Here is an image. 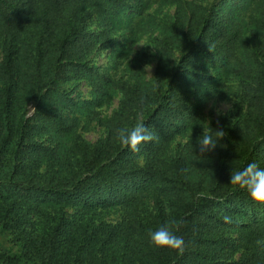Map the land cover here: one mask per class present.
<instances>
[{
    "label": "trees",
    "instance_id": "16d2710c",
    "mask_svg": "<svg viewBox=\"0 0 264 264\" xmlns=\"http://www.w3.org/2000/svg\"><path fill=\"white\" fill-rule=\"evenodd\" d=\"M158 2L174 14L146 15ZM125 19L126 42L160 33L152 80L137 60L125 80L93 61ZM0 50V264H264V205L230 184L264 168V0H0ZM82 82L91 100L73 97ZM216 93L236 96L219 120L202 111ZM138 119L157 139L134 153L114 132ZM205 130L224 136L203 157ZM164 225L183 252L150 243Z\"/></svg>",
    "mask_w": 264,
    "mask_h": 264
},
{
    "label": "rangeland",
    "instance_id": "374dc122",
    "mask_svg": "<svg viewBox=\"0 0 264 264\" xmlns=\"http://www.w3.org/2000/svg\"><path fill=\"white\" fill-rule=\"evenodd\" d=\"M191 1V0H189ZM213 0H198V3H204L205 5L211 3ZM175 12V6L162 4L161 2L154 3L150 9L146 11V15H152L159 19H168ZM138 19V17L136 18ZM146 18L145 20H147ZM127 21L125 24L121 25L119 28V44L110 45L109 48L99 51L94 55L93 61L96 66L100 67L103 72H107L111 76L122 80L131 77L130 67L133 62L140 61V66L142 68L141 75H143L147 80H152L155 76L158 59L156 56L155 48L150 44V38L157 36L159 31L154 30L153 33H146L142 38L132 44L130 41L126 42L128 38V25L132 24L133 21ZM125 44L127 47V52L125 55L120 53L122 45ZM179 56L176 54L175 58ZM2 59L0 50V61ZM209 75L212 70L208 67L205 70ZM91 91L89 83L82 82L73 97L76 101H88L91 100ZM229 90H227L228 92ZM234 91V90H232ZM232 93V92H231ZM119 96L112 100V105L107 108L105 115H110L114 109L117 108ZM236 103V96H223L221 93H216L214 96L206 99L202 103V111L208 118L212 117L219 120L230 113ZM228 105L230 107H226ZM106 108L104 107L102 111L104 112ZM65 115L69 119H76L78 123V132L84 140L90 143L97 142L105 134V129L98 126L96 122L90 121L82 112H65ZM192 135L189 134L188 138H179L177 143L185 144ZM106 218L111 222L118 220L119 215L111 213Z\"/></svg>",
    "mask_w": 264,
    "mask_h": 264
},
{
    "label": "clouds",
    "instance_id": "9594fccd",
    "mask_svg": "<svg viewBox=\"0 0 264 264\" xmlns=\"http://www.w3.org/2000/svg\"><path fill=\"white\" fill-rule=\"evenodd\" d=\"M225 106L230 107L228 105ZM223 136V131L214 130L210 134L205 130L204 134L196 141L195 148H198L199 156L205 157L207 153L214 151ZM114 138L122 147L138 153L143 144L156 140L157 136L145 126V122L142 119H138L132 127L117 128L114 132ZM230 184L246 191L253 201L264 205V168L259 167L256 163H249L243 169L233 170L230 176ZM223 219L226 223L230 222V217L227 215ZM149 240L157 248L184 251L185 241L183 237L170 230L167 225L150 231ZM257 243L264 242L258 241Z\"/></svg>",
    "mask_w": 264,
    "mask_h": 264
}]
</instances>
